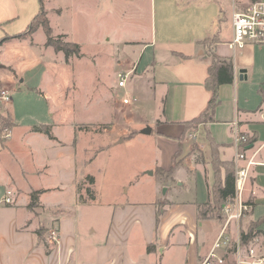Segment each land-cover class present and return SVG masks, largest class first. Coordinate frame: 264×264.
Segmentation results:
<instances>
[{
  "label": "crops",
  "instance_id": "0c3cea01",
  "mask_svg": "<svg viewBox=\"0 0 264 264\" xmlns=\"http://www.w3.org/2000/svg\"><path fill=\"white\" fill-rule=\"evenodd\" d=\"M112 1L111 13L125 28L113 43L119 51L114 70L129 74L126 87L117 88L122 97L111 105L115 121L106 129L109 141L98 152L114 143L151 150V162L145 168L153 169L151 177L158 173L152 180L153 198L124 199L123 192L118 201L88 198L77 184L81 175L89 173L78 175V169L82 162L94 159H81L77 151L81 136L75 124L66 138L47 122L16 134L9 103L1 111L9 115L11 132L6 140L0 139V264H199L223 224V215L221 219L198 217V205L210 198L214 182L211 141L219 159L232 163L235 170V132L247 136L248 155L256 153L243 194L250 205L244 218L250 223L264 217L256 212L264 205V51H259L264 46L246 45L235 53L228 45L232 10L245 4H231V0ZM85 2L96 16L108 13V0H0V38L25 30L41 4L50 22L67 13L72 3L80 8ZM39 32L44 33L41 27L27 38H13L0 46V87L45 97L41 84L31 83V78L34 70H40L43 77L46 69L33 59L29 47L63 53L45 45V33L37 43ZM53 33L69 41L68 33ZM105 40L110 42L108 37ZM211 50L232 61L233 81L217 86L219 102L211 121L188 125L208 105L211 92L204 82L210 63L206 53ZM6 51H12L9 57ZM125 94L136 101L123 104ZM135 110L137 115L132 114ZM146 126L150 133H141ZM220 175L224 177L223 166ZM161 180L168 185L164 195ZM7 189L14 191L11 205L1 202ZM39 189L43 190L39 195L43 209L35 215L27 205L30 192ZM103 204L108 212L101 229L93 219L81 225L84 208L97 211ZM38 222L47 229L46 243L35 233ZM54 227L58 230L55 243L48 238ZM246 227L241 219L237 225L232 222L228 232L235 238ZM257 228L264 240V220ZM149 244L154 248L147 251Z\"/></svg>",
  "mask_w": 264,
  "mask_h": 264
},
{
  "label": "rangeland",
  "instance_id": "374dc122",
  "mask_svg": "<svg viewBox=\"0 0 264 264\" xmlns=\"http://www.w3.org/2000/svg\"><path fill=\"white\" fill-rule=\"evenodd\" d=\"M64 1L70 2V0ZM82 1L84 2V0ZM250 1L231 0V4H247ZM80 5L82 6L79 8L72 3L67 13L61 18L56 20L51 18L50 26L53 32L68 33V40L80 45L81 56L71 55L63 60L61 53L44 50L41 46H37L36 50L29 47L31 51L28 52L33 59L39 60V63L46 69L43 77H41L40 70H34L37 71L35 75H33V71H29L28 73L33 75L31 83L41 84L46 95L44 97L34 91L10 93L9 112L16 123L15 133H20L32 124L47 122L53 123L62 137L66 138L64 136L71 134L75 124L77 133L81 136V141L79 144L77 143V151L81 159L84 156L86 161L94 159L88 164L82 162L78 169V175L83 171L89 173L79 177L77 185L81 193H87V187H92L95 183L93 188H90L93 195L101 200L118 201L119 192H123L124 199L128 197L135 201L151 200L155 191V182L152 180L158 175V173H153L154 175L151 177L153 169L145 168L151 162V154H153L150 153L151 150L141 147L134 148L135 145L130 143L127 146L126 143H114L109 148L98 152L108 143L110 137L106 129L110 128L115 121V113L111 110V105L117 98L122 97V92L116 87L117 71L114 70V63L119 58V51H116L113 43L121 38L125 28L111 13V8L114 7L112 0H108L107 3L108 13L104 12L101 16L92 14L86 2ZM43 37L44 33L39 32L35 36L36 42L39 43ZM106 37L110 38V42L105 40ZM259 51H264V49ZM11 53L12 51H6L8 57ZM0 89L12 90L10 87H0ZM243 89L249 90L250 88L245 86ZM6 105L0 102V116H4L7 123L11 124L9 115L1 113L2 110H5ZM137 113V110L132 112L134 115ZM149 139L152 138L149 137ZM12 146L17 148L14 144ZM88 175L94 178L92 184L87 179ZM137 180L139 181L136 182ZM161 181V194L164 195L168 185L163 180ZM74 188L73 186V191ZM87 197L89 198V194ZM94 209L97 208H84L81 225H84V220L93 219L95 225L100 224L98 228L104 226V214L108 212V206L103 204L99 210ZM34 211L42 210L39 207ZM256 212L264 213V205H261ZM247 213L248 211L244 214ZM222 214L221 211L220 219ZM244 216L241 219L248 226L249 223ZM235 224L237 225V223ZM240 230L245 229L241 228ZM256 236L261 237L259 234ZM257 244V255H263L264 240L261 245L260 242Z\"/></svg>",
  "mask_w": 264,
  "mask_h": 264
},
{
  "label": "built area",
  "instance_id": "2783aa9c",
  "mask_svg": "<svg viewBox=\"0 0 264 264\" xmlns=\"http://www.w3.org/2000/svg\"><path fill=\"white\" fill-rule=\"evenodd\" d=\"M232 37L228 45L235 53H240L246 45L264 46V0H251L242 7H234L231 13ZM128 72L119 71L117 75V88H125ZM8 89H0V102H10ZM136 97L125 94L122 98L123 104H132ZM10 128L5 127L0 138L7 139L10 136ZM248 138L245 134L235 132L233 142L235 147L234 170L235 195L232 201L223 205V224L219 234L213 241L208 252L199 264H264V254L257 255L256 245L263 243L262 237L255 236L248 244L243 245L240 236L231 237L228 232L231 221L238 223L249 211L250 205L244 200L243 194L246 189L250 167L256 163V153L248 155ZM240 162H242L240 164ZM4 204L14 202V191L7 189L1 200ZM48 238L57 242L58 230L52 228L48 232ZM231 260V262H230Z\"/></svg>",
  "mask_w": 264,
  "mask_h": 264
},
{
  "label": "trees",
  "instance_id": "16d2710c",
  "mask_svg": "<svg viewBox=\"0 0 264 264\" xmlns=\"http://www.w3.org/2000/svg\"><path fill=\"white\" fill-rule=\"evenodd\" d=\"M42 28L46 35V46H51L55 52H62L65 60L69 58L71 55L81 56L80 45L75 42L61 40L63 38L62 35H54L53 29L50 26V22L46 16V12L41 4V8L39 12L33 17L29 25L20 33L11 36H5L0 38V46L6 42L7 40L13 38H27L33 32H35L38 28ZM206 55L210 59V63L208 65V75L205 79L204 85L207 90L211 92L207 108L203 113H201L195 119L189 121L188 125L198 124L201 122L211 121L214 114V109L217 106L219 99L217 95V86L223 83H231L233 81V64L232 61L228 58L220 57L213 50L208 51ZM10 124L7 123L4 116H0V134L2 135L5 127H8ZM248 141V140H247ZM212 147V167L214 171V182L211 188L210 198L202 204L198 205V217L205 218L207 216L219 217L223 205L231 201L235 195V186H234V167L232 163L223 162L219 159L217 152L215 150V145L211 141ZM221 166L224 167V177L222 178L220 175ZM174 169V165H172L169 171ZM89 179V183L94 182V178L91 175L87 176ZM43 192V190H32L30 192V201L28 203V209L35 212V215L40 214L39 211H34L35 208L43 209V206L39 202V195ZM87 194H89V198H94L92 193V189L87 187ZM264 220L262 217L259 220L254 222H250L246 230H242L240 232V240L243 245L248 244L256 235L260 234L261 231L257 228L261 221ZM35 233L46 243L47 238V229L45 226L38 222L35 228ZM264 237V236H263ZM154 248L153 244H149L147 246V251H150Z\"/></svg>",
  "mask_w": 264,
  "mask_h": 264
},
{
  "label": "water",
  "instance_id": "95a60500",
  "mask_svg": "<svg viewBox=\"0 0 264 264\" xmlns=\"http://www.w3.org/2000/svg\"><path fill=\"white\" fill-rule=\"evenodd\" d=\"M150 131H151V128L149 126H146L141 130V133L148 134L150 133Z\"/></svg>",
  "mask_w": 264,
  "mask_h": 264
}]
</instances>
